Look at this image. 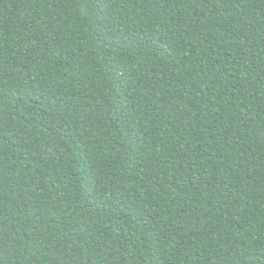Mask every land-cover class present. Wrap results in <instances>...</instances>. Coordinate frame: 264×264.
<instances>
[{
    "label": "trees",
    "instance_id": "1",
    "mask_svg": "<svg viewBox=\"0 0 264 264\" xmlns=\"http://www.w3.org/2000/svg\"><path fill=\"white\" fill-rule=\"evenodd\" d=\"M0 264H264V0H0Z\"/></svg>",
    "mask_w": 264,
    "mask_h": 264
}]
</instances>
